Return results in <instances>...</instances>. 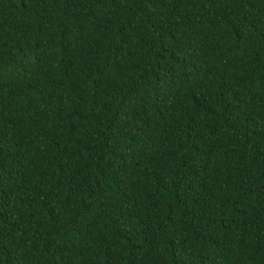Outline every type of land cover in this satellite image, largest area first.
Here are the masks:
<instances>
[{
    "label": "trees",
    "instance_id": "obj_1",
    "mask_svg": "<svg viewBox=\"0 0 264 264\" xmlns=\"http://www.w3.org/2000/svg\"><path fill=\"white\" fill-rule=\"evenodd\" d=\"M0 264H264V0H0Z\"/></svg>",
    "mask_w": 264,
    "mask_h": 264
}]
</instances>
